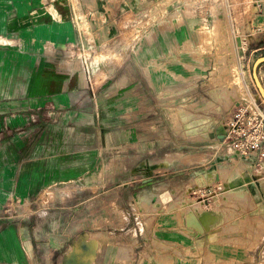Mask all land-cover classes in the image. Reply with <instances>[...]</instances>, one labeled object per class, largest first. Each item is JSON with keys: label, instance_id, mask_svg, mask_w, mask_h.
Here are the masks:
<instances>
[{"label": "rangeland", "instance_id": "1", "mask_svg": "<svg viewBox=\"0 0 264 264\" xmlns=\"http://www.w3.org/2000/svg\"><path fill=\"white\" fill-rule=\"evenodd\" d=\"M260 2L18 0L40 29L0 41L32 71L26 106L13 88L0 113V264L42 241L60 264H264V145L237 156L223 108L207 109L244 100L264 127ZM232 165L257 206L216 171Z\"/></svg>", "mask_w": 264, "mask_h": 264}, {"label": "crops", "instance_id": "2", "mask_svg": "<svg viewBox=\"0 0 264 264\" xmlns=\"http://www.w3.org/2000/svg\"><path fill=\"white\" fill-rule=\"evenodd\" d=\"M17 3H18V0H7L5 2L3 0L0 1V37L3 38V39H0V41L2 43L8 41V44H13L16 46H24L29 41L28 33L33 31L34 29L39 33L40 27H39V24L36 23V21H38L37 19H34V22L30 21V14L32 13L33 15H35L36 13L34 12V8H33V12L30 13V11L32 10L31 7L28 8L26 7V5L21 6V5H18ZM258 7H260V9L264 11V2H260ZM27 15L29 18L27 17ZM263 31H264V26H263ZM199 35L200 34H197V40L198 39L201 40ZM199 42L201 46L202 43L201 41ZM190 50L192 52V55L196 54L198 51L197 49L193 50L192 48ZM20 57H22L23 59V64L22 63L20 64L19 62ZM35 59L36 57L33 60ZM28 61H31V60L27 57V54L21 55L19 53V54L11 55L10 53H3V54L0 53V113L2 110L8 107L9 98L11 96V93H13V88H14V92H18L19 94V101L24 102V100H26V96L30 90L29 89L30 87H28L29 86L28 82H22L21 80L22 78L23 79L29 78L30 72L32 73V71H30L31 68L29 69L28 67ZM259 76L264 86V63L259 68ZM33 77L35 78L37 77V75H33ZM34 92L36 96L38 95V93H42L40 89H36ZM200 93L204 96L208 95V92L204 89L200 91ZM202 99L207 100V97H202ZM204 100L202 102H204ZM208 101L210 102L207 103V105H209L207 109H217L219 107L223 108L224 112L222 113L221 119L219 121L221 125L222 124L225 125L230 121L233 115V111L237 105L238 106L248 105V103L244 100L241 101V100H235V99L232 100L230 103H227L228 101H225L222 103L216 100L211 101V99L210 100L208 99ZM25 104L26 102H24L23 106H26ZM204 104L205 106H207L206 103ZM37 118L38 117L35 116V121H37ZM216 124H219V123L216 122ZM6 154L7 153H4V155ZM189 157H192V156H189ZM240 157H242L243 159L245 158L247 161L257 160L255 155H250L248 157L240 155ZM0 169H2L1 171L2 176H0V181L3 185H5V183H7L8 181V177L6 175L9 172V167L8 166L0 167ZM220 169L224 171L223 174H224L226 181L236 176H239V175H235V173L237 174L238 172H241L240 171L241 166L239 165L221 167V168L216 169V171L218 170L220 172ZM207 171L209 174L207 178L208 184H209L211 183L213 179L216 180V173L214 169L207 170ZM56 214L57 215H53V216H58V213ZM18 232H20V236L22 237V239L26 236V233H27L26 229H22V228H20ZM4 252L8 254L14 253L18 255V261H16L15 259L10 264H60L61 262H59V259L64 253L62 248L53 250L50 247V245L45 246L43 241H42V244L36 245V246L34 245L32 247L25 246V245L24 246H21V245L14 246V247L8 248L7 251H3V253ZM42 253L49 255L48 260H46V257H45V262L37 258V255H38V257L43 259L41 257ZM21 254L24 255L23 256L24 259H26L25 255H31L32 260L30 262L26 260L22 261V258L20 256ZM62 261H63V257H62Z\"/></svg>", "mask_w": 264, "mask_h": 264}, {"label": "built area", "instance_id": "3", "mask_svg": "<svg viewBox=\"0 0 264 264\" xmlns=\"http://www.w3.org/2000/svg\"><path fill=\"white\" fill-rule=\"evenodd\" d=\"M4 43L8 44V41ZM247 106L235 107L232 118L225 125L227 133L224 139L231 138L233 148L246 157L259 154L264 145V127L259 121L260 115H252Z\"/></svg>", "mask_w": 264, "mask_h": 264}, {"label": "bare ground", "instance_id": "4", "mask_svg": "<svg viewBox=\"0 0 264 264\" xmlns=\"http://www.w3.org/2000/svg\"><path fill=\"white\" fill-rule=\"evenodd\" d=\"M208 133L206 132L205 134H203V135H207ZM238 155H240V153L238 154L237 153V156ZM240 172H238L237 174L235 173V175H239V176H236V177H234V178H232V179H229V180H227L226 181V183H227V185H229V186H237L236 188H237V191H236V193H243V192H248L249 194H250V198H251V201H252V204H254V205H256L257 206V204H256V202L254 201V194H253V192L255 193V191H257L258 192V190L256 189V187L254 186V181H251L250 180V178H246L245 180L243 179V178H241L242 177V175H240L239 174ZM208 171H206L205 172V175H204V179L202 180V183L204 182V181H206V184L208 185ZM195 180H197V177L195 176ZM200 181V180H199ZM246 184V185H245ZM259 184V183H258ZM202 185H204V183L202 184ZM249 186H250V188H254L255 189V191H254V189L251 191L250 189H249ZM235 188V189H236Z\"/></svg>", "mask_w": 264, "mask_h": 264}, {"label": "water", "instance_id": "5", "mask_svg": "<svg viewBox=\"0 0 264 264\" xmlns=\"http://www.w3.org/2000/svg\"><path fill=\"white\" fill-rule=\"evenodd\" d=\"M264 63V56L259 57L254 65H253V77L257 86L258 91L260 92L261 96L264 99V86L261 82L260 76H259V68L260 66ZM218 133L217 136L219 137V139H224L225 135H226V129L225 126L222 125L220 127H218ZM253 188V187H252ZM254 189V188H253Z\"/></svg>", "mask_w": 264, "mask_h": 264}]
</instances>
